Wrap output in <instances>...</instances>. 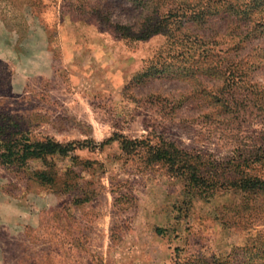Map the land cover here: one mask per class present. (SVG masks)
Masks as SVG:
<instances>
[{
  "label": "rangeland",
  "instance_id": "rangeland-1",
  "mask_svg": "<svg viewBox=\"0 0 264 264\" xmlns=\"http://www.w3.org/2000/svg\"><path fill=\"white\" fill-rule=\"evenodd\" d=\"M0 128L76 143L0 163V264H264L256 196L100 147L164 140L264 177V0H0Z\"/></svg>",
  "mask_w": 264,
  "mask_h": 264
},
{
  "label": "trees",
  "instance_id": "trees-1",
  "mask_svg": "<svg viewBox=\"0 0 264 264\" xmlns=\"http://www.w3.org/2000/svg\"><path fill=\"white\" fill-rule=\"evenodd\" d=\"M18 135L7 134L6 128H0V163L4 166L22 167L29 160L46 159L54 155L67 156L76 146V143L62 145L50 139L32 142L28 136ZM115 142L120 144L121 150L127 155L143 151L149 164L166 165L172 176L186 181V188L192 194L211 197L219 189L229 186L254 195L264 202V177L245 172V169L253 165L249 161L219 163L207 160L200 154L184 151L171 142L161 140L154 146L148 141L131 140L123 135H114L100 147ZM38 176L40 179H47L45 173Z\"/></svg>",
  "mask_w": 264,
  "mask_h": 264
}]
</instances>
